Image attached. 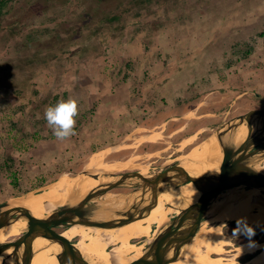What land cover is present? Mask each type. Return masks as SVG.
<instances>
[{
	"label": "rangeland",
	"instance_id": "obj_1",
	"mask_svg": "<svg viewBox=\"0 0 264 264\" xmlns=\"http://www.w3.org/2000/svg\"><path fill=\"white\" fill-rule=\"evenodd\" d=\"M3 2L0 202L78 174L101 149L132 169L160 164L264 106V0ZM68 99L75 134L58 140L44 113ZM255 226L233 243L261 238Z\"/></svg>",
	"mask_w": 264,
	"mask_h": 264
},
{
	"label": "bare ground",
	"instance_id": "obj_2",
	"mask_svg": "<svg viewBox=\"0 0 264 264\" xmlns=\"http://www.w3.org/2000/svg\"><path fill=\"white\" fill-rule=\"evenodd\" d=\"M208 141L205 145L207 148L224 155L230 161L239 164L250 162L255 148L264 141V106L247 111L246 115L232 121L230 127L218 129ZM200 147L201 144L195 146ZM109 152L108 149L92 152L81 172L73 176H60L48 192L83 212L86 200L103 198L113 189L126 186L130 182L129 175L119 176L117 172L132 169L131 161L123 164L108 162L106 159ZM189 170L186 183L163 192L151 202L144 200L127 215L86 225L79 233L73 258L89 262L115 261L134 255L150 263L153 247L168 228L188 211L201 208L214 198L218 182L215 172L203 167ZM239 218H244L248 225L264 227V187L223 216L216 215L202 221L199 232H192L188 236L182 254L171 264H264V240L253 241L241 237L240 242L233 243V239L243 233L235 236L233 231L226 235L222 233L227 221H237ZM57 228L60 226L56 221L29 202L19 206L0 225V238L22 231L17 237H21L24 244L42 254L51 255L58 250L65 234L62 230L57 231ZM133 238L139 242L134 240L131 244L130 239ZM36 239L48 242L34 245ZM249 254L251 256L243 261H236ZM0 264L20 263H14L3 255L0 256Z\"/></svg>",
	"mask_w": 264,
	"mask_h": 264
},
{
	"label": "water",
	"instance_id": "obj_3",
	"mask_svg": "<svg viewBox=\"0 0 264 264\" xmlns=\"http://www.w3.org/2000/svg\"><path fill=\"white\" fill-rule=\"evenodd\" d=\"M246 112L245 110L218 125L201 143L200 148L193 147L157 165L118 170L119 176L128 174L130 182L126 186L116 188L103 198L86 200L83 204V212L49 194L48 189L57 180L1 201L0 225L19 206L30 202L47 217L56 221L65 234L60 247L51 255L42 254L24 244L21 237L0 238V256L4 255L12 262L20 264H171L175 262L182 254L188 236L192 232L194 234L199 232L202 221L216 215L223 216L232 207L254 196L264 187V141L255 148L251 161L246 164L232 162L224 155L205 146L218 129L230 127L232 121L246 115ZM202 167L214 171L218 179L214 198L205 206L188 211L168 228L153 247L150 263H145L134 255L115 261L89 262L73 258L79 233L86 225L127 215L144 200L151 202L163 192L186 183L189 180L190 168Z\"/></svg>",
	"mask_w": 264,
	"mask_h": 264
},
{
	"label": "clouds",
	"instance_id": "obj_4",
	"mask_svg": "<svg viewBox=\"0 0 264 264\" xmlns=\"http://www.w3.org/2000/svg\"><path fill=\"white\" fill-rule=\"evenodd\" d=\"M78 115V104L74 99L59 101L55 106H49L44 113V118L53 134L58 140H64L74 135V127L76 124L75 117ZM245 234L249 237L254 235V230L250 227L244 218L236 221V228L233 234ZM241 252V249H240Z\"/></svg>",
	"mask_w": 264,
	"mask_h": 264
},
{
	"label": "trees",
	"instance_id": "obj_5",
	"mask_svg": "<svg viewBox=\"0 0 264 264\" xmlns=\"http://www.w3.org/2000/svg\"><path fill=\"white\" fill-rule=\"evenodd\" d=\"M4 2H3V0H0V7L2 6V4H3ZM13 180L15 181L16 179H15V176H13ZM14 183V182H13ZM256 227V229H259L258 228V226H255ZM263 234H264V232H263ZM264 240V235L263 236H261V238H258L257 240H255V241H263ZM251 255H247L246 256V258H248V257H250Z\"/></svg>",
	"mask_w": 264,
	"mask_h": 264
},
{
	"label": "flooded vegetation",
	"instance_id": "obj_6",
	"mask_svg": "<svg viewBox=\"0 0 264 264\" xmlns=\"http://www.w3.org/2000/svg\"><path fill=\"white\" fill-rule=\"evenodd\" d=\"M252 225H254V224H251V225H249V226H252ZM257 226V225H256ZM258 227H261V226H258ZM261 228H264V227H261ZM57 231H58V228L56 229ZM136 241V240H135ZM134 241V242H135ZM48 241H45L44 243H42V244H45V243H47ZM42 244H40V245H42ZM244 258H246V256L245 257H241L240 259H243L244 260ZM239 261V260H238ZM241 262V261H240Z\"/></svg>",
	"mask_w": 264,
	"mask_h": 264
}]
</instances>
